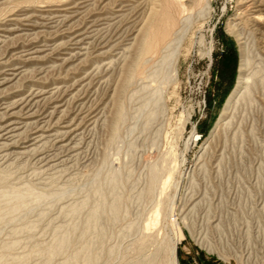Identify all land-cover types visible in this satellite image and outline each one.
Segmentation results:
<instances>
[{"label": "rangeland", "instance_id": "rangeland-1", "mask_svg": "<svg viewBox=\"0 0 264 264\" xmlns=\"http://www.w3.org/2000/svg\"><path fill=\"white\" fill-rule=\"evenodd\" d=\"M83 1L84 3L88 1L89 4L86 3V8L79 12L82 13L80 16L78 14L80 18L77 16L78 19L73 22L79 24L78 26L73 24L72 29L76 31L78 27L85 29L92 24H98V29L102 26L101 28L110 33L100 35L101 39L99 34H103L104 29L103 31L94 29L96 33H101L94 32L95 37L92 36L94 38L87 42L86 45H92L84 47L88 51L85 49L81 58L89 54L84 57L85 59L71 62L72 64H68L70 66L55 63L57 53L62 52L67 46L63 43L66 39L61 34L64 27L62 23L58 25L60 23L58 21L55 24L49 14L41 12L44 8L47 9V6L60 7L70 2ZM91 1L95 0H31V2L0 0V22H4L12 14L19 15L17 19L20 20L21 14L30 9L28 14L38 13V16L44 15V18L49 16L45 19L51 22L48 32L46 29L41 30L39 36L38 32H34L38 38L36 35L32 36L31 32L23 34L24 36H14L12 40L14 43L12 41L9 43L11 38L6 39L7 43L4 40L7 48L5 43H0L2 46L0 57L4 56L5 60L6 58L10 60V65L16 64L27 72L26 75L22 71L19 77L21 79L15 86L23 85L14 86V89L6 92L9 93L8 96L4 94V97L11 98L29 90L49 91L50 87V90H54L57 86L56 89L59 88L66 93L64 95L67 99L63 100L67 107L64 110L66 116L62 113L59 114L60 118L68 115L71 118L78 114L77 123L82 120L79 124L82 129L85 128L84 132H81L82 138L80 137L83 141L79 138L80 141L78 139L75 142L80 152L71 151L76 153L75 155L70 154L67 149L54 147L53 140L41 144L38 147L39 151L36 150L35 153V150H30L24 152L25 154H18L20 157L17 154L12 156L10 154V158L9 155L7 158L1 146L0 177H3L5 182H0V191L3 187L14 189L29 187L34 194H46L47 198L52 197L49 194L57 193L66 187L75 191L57 201L32 200L28 203L30 208L33 207L32 211L21 210L9 221L1 222L0 262L6 255V259L10 257L9 261L14 262L9 263L5 260L0 264H19L24 257L28 260L27 262L25 259L22 260L25 264H62L71 253L80 249L79 230L74 243L64 254L52 257L47 262L45 250L47 251L46 247L54 243L56 231L72 224L71 217L65 213L66 209L85 200L89 193L86 186L93 181H102L112 171L118 172L122 177L121 211L117 220L105 222L107 238L95 264H149L148 262L170 264L169 247L173 245V241L175 242L176 232L180 234L177 248L180 264H250V256L244 261L236 250L246 246H252V264H264V96L257 95L256 104L251 107L239 101L238 105L224 117L227 101L240 76L242 50L248 47L252 56L258 54L264 60V12L261 13L263 16H257L255 21L248 16L245 0H197L199 3L196 2L194 7L181 12L179 19L188 17L189 21L185 26L179 22L175 27L178 40L174 42L170 51L163 49L145 55L140 52L144 35H141L139 29L143 24V30L145 26H149L153 12L159 10L160 0H132L133 2L102 0L103 3L101 0V3L99 0L95 1L96 3ZM121 6L128 7H125L127 13L125 9L124 14L121 13L123 17L118 13ZM40 10L41 12H38ZM116 14L122 17L121 22ZM101 19L107 22V28L106 25H100ZM14 25L18 27L17 23ZM136 27L139 29L135 30ZM117 32L119 35L114 37ZM56 34L59 39L55 38ZM128 37L133 38L131 41L135 38L136 42L133 41L135 43L132 45ZM39 38L44 41L39 42ZM125 39L129 40V44ZM104 40L110 45L107 48L109 50L106 49V55L105 51L101 54L99 51ZM120 41L126 44L119 43ZM46 44L52 48L56 47L55 50V47L52 49L50 46L53 51L45 58L47 61L43 59L41 62L33 61L29 64V61L21 64L23 61L19 56L21 53L26 49ZM128 45L130 47L127 48ZM168 52H173L169 66L162 62L163 55ZM99 58L103 62H108L110 67L103 68L106 63L98 62ZM47 65L49 67H46ZM41 66L45 69H40ZM57 67L63 69L60 74ZM33 68L35 74L31 70ZM246 73H250V69ZM87 79L88 83H91L89 86ZM71 83L73 86H70ZM74 94L77 98L72 96ZM45 102L40 103L37 111L40 112L42 108V112L38 114L45 112L48 107V101ZM78 104H82L79 108L86 115L83 111L80 112ZM119 108L123 109L124 114L121 121L118 120ZM154 109L157 110L156 116L152 121H148V113ZM97 112H101L102 117ZM95 115L98 121L95 118L92 120ZM86 128L91 130L88 131ZM28 136L29 128L16 139L18 142L15 143H19L16 146L24 145L23 142L28 140ZM60 150H63V154H60ZM42 156L46 159H42ZM2 158L5 161H2ZM42 165L49 169L46 167L47 169L43 170ZM152 176L156 179L153 187ZM6 207L8 206L5 202L0 203L2 211H5ZM85 213L86 211L81 215L80 221H83ZM39 214L42 216L39 217ZM191 227L195 232L200 234L202 232L210 239L216 251L208 253L214 255L208 254L207 249L201 246L198 238L194 237L195 234L191 233ZM238 236L241 238H237ZM10 244L12 249L6 250ZM228 251H231L238 263L233 257L225 256Z\"/></svg>", "mask_w": 264, "mask_h": 264}, {"label": "bare ground", "instance_id": "bare-ground-1", "mask_svg": "<svg viewBox=\"0 0 264 264\" xmlns=\"http://www.w3.org/2000/svg\"><path fill=\"white\" fill-rule=\"evenodd\" d=\"M95 1L97 2V0H95ZM95 1H91V2H95ZM124 1L125 2H131L132 0L131 1L130 0H124ZM198 1H200V0H198ZM198 1L197 0H186V2H185L183 0H160V4L161 5L159 7V10L153 12V15H152V17L150 19L149 26L148 27L145 26V29L143 30L142 27H144L143 26L144 24L143 25L141 24L142 26H140V29H139V27L138 28L136 27V29H135V30L139 29L140 32H142L141 35L142 34L144 35L143 36L144 38L141 37L142 40L143 39L144 40L141 43V45H142L141 47L142 48H141V51L140 52L142 54L147 55V54H151V53H157V52H159V51H161L163 49L164 50H167V51H170V49L172 48L174 42L176 40H178V32L175 29V27L177 26V24L179 22H181L185 26L187 24V22L189 21V18L188 17L180 18L179 19L181 12H185L186 10L191 9L192 7L195 6V3L198 2ZM28 2H31V0H28ZM99 2H100V0H99ZM101 2H102V0H101ZM86 3H88V1ZM86 3H84V1L83 2H80V3H71L70 2V4H65V5L60 6V7H58V6H50V7L47 6L48 8L47 9L44 8V10L42 12H41V10L38 11V12H41V13L49 14L52 17V19L54 20L53 22H55V24H57L56 21H58V22H60L58 25H61V23H62V26L64 27L61 30V34H63V37L66 39V41L63 40V43L65 44V46L66 45L67 46H66V48L64 47L65 49L62 52H59L58 51L59 53H57V55H56L57 57H56V60H55L56 62L55 63L59 62V63H62V65H65L66 66V65L70 64L71 62H74V61H76L78 59L81 61V59H83L84 57H86V56L89 55L88 54V55L84 56L83 58H81L84 55V50L87 47H89V46L92 45V44L91 45L89 44V46H88L86 44H88L91 41L90 40L91 38L93 39L95 37L94 36L95 34L101 33V32L96 33L97 31L95 32L94 29H96V28H97V30L102 29L101 31H103L104 28H101L102 26H100L99 29H98V26H99L98 24L97 25L96 24H92L91 27H88V28L86 27L85 29L84 28H81V27H80L81 29H79V27H78V30H76V31H74L75 29L74 30L72 29V27H74L72 25L76 23V22L73 23L74 20L77 18L79 12L86 6L85 5ZM122 3H123V1H122ZM244 3H246L245 4V7L247 8L248 16H249L250 19H252V20L254 19L256 21L257 20V16L258 17H262L263 16V15H261V13L264 12V0H245ZM104 4H105V2H104ZM87 6L89 7V5H87ZM27 7H29V6H27ZM125 7L124 6H121L120 8L117 7V8H119V10H118L119 15H121L122 12H123L122 14H124V11L127 10V9H125ZM31 8H33V7H31ZM126 8H128V7H126ZM129 9H131V8H129ZM25 10H27V9H25ZM132 10H133V8H132ZM30 11H31V9H30ZM30 11H28V12H30ZM28 12L27 11L26 12L24 11V13L21 14L22 17H21L20 20L17 19V17L19 15L12 16L13 15L12 14L11 16L9 15V17L7 19H5L4 22H0V43H5V42H3L4 40L11 38L10 41H9V43H10L13 40V37L14 36H17V37H19V35L24 36L25 34L31 33V32H33V35L32 36H34V35H36V33H34V32H38L37 33V35H38V34H40L39 32H41V30H45L46 29L45 30L46 32L49 31V30L47 31V29L50 28L49 27V24L51 22H49V20L45 19V18H49L48 15H47L48 17H45L44 18V15L42 17L40 15L38 16V13H37V15H34V13L33 14H28ZM127 12H128V10L126 11V13ZM130 12H131V10H130ZM18 13H19V11H18ZM81 14H79V16ZM119 15H117L118 16L117 18H119V20H120V17L121 16L123 17V15H121L120 17H119ZM79 16H78V18H80ZM90 17H91V15H90ZM97 18H99V17H97ZM103 18H107V17H103ZM109 18H111V17H109ZM114 19H115V16H114ZM94 20H95V18H94ZM82 21H84V20H82ZM104 21L105 20H102V23L100 25H106L107 22H104ZM135 21L137 22V20H135ZM110 22H111V20H110ZM120 22H121V20H120ZM16 23H17L18 27L17 26L15 27L14 24H16ZM95 23H97V22H95ZM141 23H143V22H141ZM78 24L79 23H77V25L76 24L75 25L78 26ZM84 24H87V23H84ZM112 24H114V23H112ZM116 24H117V22H115V25ZM134 24H135V22H134ZM86 26H89V24H87ZM107 26L108 25H106V28H107ZM119 26H120V24H119ZM111 28H109V29H111ZM139 30L137 32H139ZM45 31H43V32H45ZM132 31H134V30H132ZM143 31H145V33H143ZM94 32H95V34H93ZM104 33H107L108 34L110 32H107L104 29L103 34H99V37L101 39H102V36H100V35H104ZM44 34L46 35V33H44ZM137 34H140V33H137ZM137 34H134V35L136 36ZM49 35H51V33ZM118 35H119V33L117 35H115L114 37H116ZM22 36H20V38ZM38 36L36 38H38ZM55 36L54 37L57 38V34ZM58 36L60 37L59 34H58ZM92 36H94V37H92ZM122 36H123V34H122ZM138 36L136 38H138ZM27 37H28V35H27ZM51 37H52V35H51ZM31 38H33V37H31ZM36 38H34V39H36ZM110 38H111V36H110ZM120 38H122V37H120ZM123 38H125V37H123ZM57 39H59V38H57ZM57 39H56V41H57ZM112 39H114V38H112ZM128 39L131 41V39H133V38L130 39L128 37ZM129 40L126 41V39H125V42H128ZM17 41H18V38H17ZM38 41L40 42L42 40L40 39ZM93 41H92V43H93ZM117 41H119V40H117ZM133 41L136 42L135 38H134ZM133 41H131L132 42V45H133V43H135ZM12 42L14 43V41H12ZM48 42H50V40H48ZM109 42H110V39H109ZM121 42L122 41H120L119 43H121ZM6 43H7V40H6ZM6 43H5V46H6ZM122 43H124V42H122ZM29 44H31V43H29ZM124 44H126V43H124ZM127 44H129V42ZM26 45H28V44H26ZM54 45H55V43H54ZM84 45H86V46H84ZM50 46L48 44H46V45H40V46L38 45V46H35V47H33V48L29 49V50L26 49L23 53H21V55L18 54L21 57V59L23 60V61H21V64H22V62L28 63L30 61L29 64H31V62H33V61H35V62L36 61H40L41 62V60H43V59L46 60L45 58L48 57L49 53H51L53 51L52 49L55 47V46H53V48H52V46H51V48H52L51 49ZM93 46H94V43H93ZM108 46H110L109 43L104 40V42H102V46L99 49L100 54L101 53H104V51H105L104 54L106 55V49L108 48ZM8 47L10 48V46H8ZM11 47L13 48L12 45H11ZM84 47H86V48H84ZM126 47L127 48L130 47V45H128ZM5 48H7V46ZM0 49H2V48H0ZM112 49H114V47ZM6 50H4V51L6 52ZM55 50H56V47H55ZM89 50H91V49H89ZM108 50L109 49H107V51ZM118 50H120V49H118ZM125 50L126 49L124 47V50H123L124 53H125ZM8 51H10V50H8ZM86 51H88V50L86 49ZM99 51H97V52H99ZM101 51H103V52H101ZM1 52H0V54H1ZM88 53H90V51ZM91 53H93V52H91ZM119 53H121V51ZM119 53H117V54H119ZM15 54H17V53H15ZM94 54H95V51H94ZM104 54H102V55H104ZM104 56H101V57L104 58ZM115 56H117V55H115ZM172 56H173V52H170V53L168 52V53L164 54L163 57H162V62L167 63L168 66L171 65V58H172ZM93 57H95V56H93ZM119 57H121V56H119ZM8 58H12V57H8ZM101 60L102 59L99 58V61L98 62H103ZM241 60H242L241 61L242 64H241V67H240V70H239L240 71V73H239L240 76L238 78L236 87H235L232 95L229 97V100L227 101V104H226V107H225V111H224V117H225V115L228 114V112L232 108H235L238 105L239 101H242L243 103H245V106L251 107V106H253V105L256 104L257 95L264 96L263 95L264 94V60L258 54H253V56H252V52H250V50L248 49V47L247 48H244L242 50V59ZM9 61L7 60V58L5 60V57L4 56H1L0 57V148H1V146L3 147L4 151L6 152L5 155L7 154L6 157L9 155V158H10V154H11V156H12V154H17V155L20 154V155H22L24 152H27V151H30V150H33V151L35 150L34 151V153H35V152L39 151V148L38 147L41 144H43V145L44 144H47V143H44V142H48L49 140H53L54 143L53 142L52 143L54 144V147L56 146L58 149H67V151L69 150L70 152L71 151H76L77 148H76L75 142H77V140L82 136L81 135V132L85 128L82 129V127L79 124L82 121L81 120V117H80V120L81 121L79 123H77V119H79L78 118V116H79L78 114L75 115V117H71L72 119L69 117V115H68V117L60 118L59 114L64 113L65 108H67L66 105H65L66 103H63V102H65V101H63L64 98H65V95H64L65 92L62 91V90H60L59 88L56 89L57 86H55L56 88L54 87V90H50L51 87L49 88V91H45L47 89H45V90L39 89L37 91H30L29 90V91H27V93L24 92V93H21L19 95L18 94L17 95H14L11 98H5L4 97V94H6V92L10 91L12 88L14 89V86L17 84L18 80L21 79L19 77H21L22 71H24V68L22 69V67H18L16 64H15V66L10 65L9 64L10 63ZM18 62L19 61H17V64H18ZM48 62H49V60H48ZM104 62L106 63V61H104ZM104 62L102 64H104ZM44 63H46V62H44ZM51 63H52V61H51ZM21 64H19V65H21ZM109 64H110V62H109ZM48 65H49V63H48ZM48 65L46 67H49ZM52 65L53 64H51V66ZM51 66H50V68H51ZM68 66H70V65H68ZM93 66H95V65H93ZM107 66H108V68L110 67V65H108V62L106 64H104V66H102V67L103 68L104 67L106 68ZM23 67H25V66H23ZM102 67H101V69H102ZM52 68L55 69V67H52ZM40 69H45V68H42V66H41ZM58 69H59L58 74H60V71H63V69L61 68L62 70H60V67ZM99 69H100V67H99ZM248 69H250V73H246V71ZM31 70L33 71L35 69L33 68ZM64 71H65V69H64ZM33 72L35 74V71H33ZM38 72H40V71L38 70ZM45 72H47V71L45 70ZM52 72H53V70H52ZM92 72H94V71H92ZM95 72H96V70H95ZM25 73L27 75V72H25ZM84 73H86V72H84ZM38 74H40V73H38ZM87 74H88V71H87ZM44 76L46 77V75H44ZM57 76H59V75H57ZM84 76H85V74H84ZM64 77H65V75H64ZM37 78H38V76H37ZM72 78H73V76H72ZM89 78H90V76H89ZM45 80H47V79H45ZM28 81H30V80L28 79ZM100 81L101 80L99 79V83H100ZM25 82H26V80H25ZM74 82L76 83V81H74ZM82 82L83 81H81V83ZM88 82H89V80L87 81V85L89 84ZM37 83L39 84L40 82H37ZM62 83H60V85H59L60 87H61V84ZM77 83H79V82H77ZM19 84L21 85L20 82H19ZM72 84L73 83H71L70 86H73ZM36 85H34V87ZM21 86H15V87H21ZM27 86H25V87H27ZM67 86H69V84ZM43 87H45V86H43ZM63 87H66V86H63ZM81 87H82V85H81ZM23 88H24V86L21 88V90ZM27 89H30V88L27 87ZM31 89H32V87H31ZM75 89H77V88H75ZM94 90L96 91V89H94ZM71 91H74V90H71ZM88 91L89 90H87V92ZM16 92H17V90H16ZM75 93H76V91H75ZM79 93L77 92V94H79ZM82 93H84V92H82ZM89 93H91V92H89ZM8 94H6V95L8 96ZM70 94H72V92ZM70 94H68V95L70 96ZM72 96H75V98H77V96L75 94L72 95ZM67 98L69 99L68 96H67ZM74 99H72V100H74ZM43 101H46V102L48 101V107L46 108L45 112H43L41 114H38V113L42 112L41 111L42 108H40L41 110L39 109L40 112H38L37 109L39 108L40 103H42ZM76 101H77V99H76ZM81 101H83V100H81ZM85 103H87V102H85ZM79 105H82V104H78V108L80 107ZM89 105L90 104L88 103V106ZM89 108L90 107H88V109ZM84 109H86V108H84ZM119 110H120V108H119ZM71 111H72V109L70 110V112ZM77 111H79V110H77ZM82 111L80 109V112H82ZM156 112H157V110L154 109L153 111H150L148 113V121H152L155 118ZM83 113H84V111H83ZM86 113H88V111H86ZM100 113H98V114H100ZM117 113H118V120L119 121L123 120V118H124L123 109L121 108V110L119 112H117ZM63 115L66 116L65 113ZM84 115H86V114L84 113ZM91 115H93V114H91ZM100 116H101V114H100ZM82 117H84V116H82ZM86 118H88V117H86ZM94 118L96 119L97 116L96 115L93 116L92 117V120ZM56 119H58V120L55 121ZM88 121H90V120H88ZM97 121H93V122H97ZM92 124L94 125V123H92ZM28 128L30 129V136H28L29 137L28 140H26L25 142H23L24 145H22L21 147H17L16 146L17 143H15L16 139L23 132H25L26 129L28 130ZM87 130L89 131L91 129H87ZM25 134L26 133H24V135ZM24 135H22V136H24ZM25 136L27 137V135H25ZM26 137L24 139H26ZM80 139H79V141H80ZM16 142H18V140ZM77 146H79V145H77ZM42 150H43V148H42ZM60 151H61L60 154H63L62 153L63 150H60ZM78 151L79 150H77L76 152L78 153ZM57 152L59 153V150H57ZM28 153H26V156H27ZM73 153L71 152L70 154H73ZM0 154H1V152H0ZM45 154L46 153H44V155L43 154L42 155L45 156ZM67 154H68V152H67ZM75 154L76 153H74L73 155H75ZM47 155H46V157L49 159V157ZM73 155H72V157H73ZM79 155H80V153H79ZM0 156H2V155H0ZM43 156H42V159H46V157L43 158ZM55 156L56 157H59L57 155H55ZM65 156H66V154H65ZM6 157H5V159L8 158V157L7 158ZM18 157H20V156L18 155ZM3 158H2V161H5V160H3ZM61 158H62V156H61ZM65 158L63 157V159H65ZM0 159H1V157H0ZM57 160H59V159H57ZM53 161H51V162H53ZM47 163L49 164V162H47ZM59 163H61V162H59ZM63 163H61V164H63ZM65 163H66V160H65ZM44 167L45 166L42 165L41 168H43V170H45V169L48 168L47 166H46L47 168L46 167L44 168ZM59 169H60V166H59ZM151 180H152L151 183H152V187H153L154 186L153 184H155V182H156L155 176H152V179ZM3 181L5 182V179L3 177L2 178L0 177V182H3ZM98 181L99 182L93 181L90 185H87L86 186V189H87V191H89V193H88L87 198L85 200L81 201L78 204L73 205L68 210L66 209V212H65L66 215L67 216H70L73 222H71L72 224H70L69 227H66L65 226V228H63L61 230L59 229V231H56L57 232L56 233V239H55V241H53L54 243H52V245L50 247L48 246L49 248L46 247L47 248V251L43 248V250H45V252H47L46 256L48 258H47V260L45 259L47 262H48V260L50 261V259H52V257L54 258L55 256H57L59 254H62V253L64 254L69 249V247L75 241L76 233H77L78 230H79V237H80V238H78V241L81 240V243H80V246L81 247H79L80 249H77L73 253H71V254L69 253L70 254V255L68 254L69 256L66 254V256H68V257L66 258V260L62 264H76L77 262H80V261L82 262V264H95L97 262V260L99 259L100 252L103 249L104 241H106L105 239L107 238L106 231H105L106 230L105 229V222L108 221V220H110L112 222L115 221V220H117L118 217H119L120 211H121V192L120 191H121V187H122V177L120 176V174L118 172L112 171L102 181L101 180H98ZM151 189H150V192L152 191ZM74 191L75 190L73 188L66 187V188L62 189L61 191H59L57 193L49 194L52 197L49 196L51 198H47L48 195H46V194H40V195L34 194L33 191H32V189L29 188V187H25L23 189H14V188H9V187H3V189L0 191V203L5 202L8 207H6L7 209L5 211H2L1 208H0V223L1 222H6L7 220L9 221L12 218L13 215H16V213L21 212V210H24V209L26 210L27 209V210L32 211L33 210V207L30 208L28 206V203L30 201H32V200L37 201V202L48 201V199L49 200L51 199V201H57V200L62 199L65 196L69 195L71 192H74ZM85 211H86V213H85L86 215H85L83 221H80L79 219H80L81 215ZM26 213H28V212H26ZM41 214L44 217V214L43 213H41ZM41 214H39V217L42 216ZM130 229L132 230V227H130ZM191 230H192L191 233L195 234L194 237L198 238V240L200 241L201 246L205 247L208 252H215L216 251V248L210 243L211 242L210 239L206 238V235H203L202 232H201V234L203 235L202 236L200 233L195 232L193 227H191ZM175 236H176V239H174L175 242L173 241V245L171 244L170 247H169V250H170V255H169L170 256V264H180L179 259L177 257V248H178V244H179L180 234L178 232H176L175 233ZM13 244H14V246H16L15 243H13ZM10 248L12 249L11 244L8 245V247L6 248V250H8V249L11 250ZM45 252H43V253H45ZM6 256H4V257L1 258V262L0 263H2L5 260L6 261L7 260L9 261V258L10 257L6 259ZM24 259H25V257H24ZM24 259L22 258V260H24ZM22 260H20V261L22 262ZM25 260H26L25 262L28 261L27 258ZM11 261L14 262V260H11ZM11 261H9V263ZM21 262L19 264H21ZM22 263L25 264L24 261ZM148 263L149 264H152V262H148ZM43 264H45V263H43ZM167 264H169V262Z\"/></svg>", "mask_w": 264, "mask_h": 264}, {"label": "built area", "instance_id": "built-area-1", "mask_svg": "<svg viewBox=\"0 0 264 264\" xmlns=\"http://www.w3.org/2000/svg\"><path fill=\"white\" fill-rule=\"evenodd\" d=\"M237 238H241V237H237ZM234 248V247H233ZM237 250V254L241 257V258H243L244 259V261H247V257H249L250 256V259H251V262H250V264H252V246H246L245 248H237L236 249ZM235 251V250H234ZM234 251H232V252H234ZM207 253H208V251H207ZM230 253V254H229ZM208 254H211V255H214L213 253H208ZM225 254V253H224ZM225 256H228V257H233L236 261H237V263H238V260L234 257V255H232V253H231V251H228L226 254H225Z\"/></svg>", "mask_w": 264, "mask_h": 264}]
</instances>
